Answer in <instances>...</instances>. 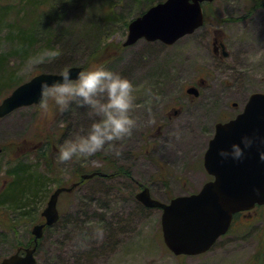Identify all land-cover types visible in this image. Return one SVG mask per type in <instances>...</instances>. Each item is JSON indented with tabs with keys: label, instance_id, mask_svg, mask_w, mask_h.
Listing matches in <instances>:
<instances>
[{
	"label": "rangeland",
	"instance_id": "1",
	"mask_svg": "<svg viewBox=\"0 0 264 264\" xmlns=\"http://www.w3.org/2000/svg\"><path fill=\"white\" fill-rule=\"evenodd\" d=\"M161 1L0 0V53L13 52L9 26L23 34L34 31L36 43L28 55L8 58L3 78L8 70L24 82L41 72L99 64L137 86L132 135L72 161H58L57 152L65 139L86 131L97 118L86 106L74 103L68 111L45 115L38 104L0 118V195L11 180L9 172L24 164L49 176L26 208L32 220L0 209V261L32 238L33 226L44 222L41 212L52 192L76 184L59 195L60 219L44 233L36 264H264V206L236 217L229 232L204 254L176 256L163 243L161 211L135 199L141 187L163 203L197 192L211 180L202 157L214 125L233 118L252 93H264V0L260 6L212 0L203 4L204 27L174 44L139 40L122 46L128 22ZM213 38L224 44L226 57L214 54ZM39 55L44 60L27 68L29 58ZM200 77L204 99L191 102V116L183 115L188 111L184 90ZM13 87L0 83V101ZM174 106H181L182 115L174 117L171 110L167 116ZM112 166L126 173L114 175ZM97 171L115 177L75 183L79 175ZM97 226L104 229L102 238Z\"/></svg>",
	"mask_w": 264,
	"mask_h": 264
},
{
	"label": "water",
	"instance_id": "2",
	"mask_svg": "<svg viewBox=\"0 0 264 264\" xmlns=\"http://www.w3.org/2000/svg\"><path fill=\"white\" fill-rule=\"evenodd\" d=\"M212 0H163L132 19L127 26L123 46H130L143 39L172 45L184 35L194 32L204 23L202 3ZM222 48L224 46L222 45ZM227 56V53H224ZM76 77L81 66L68 68ZM59 73H39L16 86L0 102V118L11 112L38 105L43 98L41 80L52 82ZM195 93L194 89L188 90ZM259 131L264 134V93H252L242 112L226 123H217L215 132L204 154L203 166L212 180L206 182L194 194L177 196L163 203L151 197L147 188L136 193L135 199L145 208L161 211L160 225L163 243L174 255H199L208 251L215 241L224 235L234 214L264 205V159L256 147L245 150L242 159L222 157L221 149H228L240 137ZM1 152V149H0ZM102 173L93 172L81 176L89 179ZM71 187H58L50 195L41 212L44 222L31 230L33 245L24 253L11 254L0 264H35L38 240L43 229L54 225L59 218L57 209L60 194L70 192Z\"/></svg>",
	"mask_w": 264,
	"mask_h": 264
},
{
	"label": "clouds",
	"instance_id": "3",
	"mask_svg": "<svg viewBox=\"0 0 264 264\" xmlns=\"http://www.w3.org/2000/svg\"><path fill=\"white\" fill-rule=\"evenodd\" d=\"M43 60V55L30 57L27 68ZM39 86L43 93L39 108L43 114L63 113L75 103L86 106L89 114L97 117L86 131L77 132L60 144L58 161L91 156L106 146H112L113 142L131 136L136 127L137 121L131 110L136 106L137 86L127 76L104 65L90 64L76 77L68 68H64L59 73V79L52 82L41 80ZM252 146L264 159V134L259 131L243 134L240 142H233L230 148L221 149L219 154L239 160L244 157L245 150ZM95 231L99 238L103 237V227L97 226Z\"/></svg>",
	"mask_w": 264,
	"mask_h": 264
},
{
	"label": "trees",
	"instance_id": "4",
	"mask_svg": "<svg viewBox=\"0 0 264 264\" xmlns=\"http://www.w3.org/2000/svg\"><path fill=\"white\" fill-rule=\"evenodd\" d=\"M153 1L155 0H152V2ZM248 1L250 3L256 4L257 6H260L259 4L260 0H248ZM146 9H143L142 11H140L138 15H141ZM9 27H10V31L7 34V38L13 42L14 48H13V52H9V53H12L9 56H7L4 53H0V74L2 70L7 67L8 62H9L8 58H11L12 56L17 57V55L19 56L28 55L29 53H31L30 48L36 45L34 31L30 33L26 32L23 34V32L19 30V28L15 26H9ZM49 41H51V37L45 39V43H49ZM60 41H64V40L62 39ZM2 82H5L9 86L11 85V86L16 87L23 81H21L20 78L16 76V73L14 71L8 70L4 78L0 76V83ZM48 150L44 151L46 152V155L48 154L47 153ZM76 170L79 171V168H76ZM112 170H114L113 172L114 175L126 173V172H123V168H119L117 166H112ZM9 173L10 174L12 173L10 175L11 180L8 182L7 187L1 192L0 209H5L10 214V216L14 215V217L16 218L30 219L31 212L26 210V208L28 207L30 200L35 198L38 192L42 190V187H44L47 184L49 180L48 178L49 176L48 174L44 175V174L34 173L31 169V166L27 164L19 166L15 170ZM104 174L105 176L103 177L108 178V179L111 177H115V176H111L110 174H106V172ZM74 175H78V173H75ZM75 183H77V186L83 183L81 179V175L77 177V181ZM32 219L33 218H31V220ZM58 222L59 220L53 226L45 227L43 230V235L46 231L56 226ZM43 235L38 240L37 250L39 249V243L41 242ZM25 244L32 245L33 237L27 240Z\"/></svg>",
	"mask_w": 264,
	"mask_h": 264
},
{
	"label": "flooded vegetation",
	"instance_id": "5",
	"mask_svg": "<svg viewBox=\"0 0 264 264\" xmlns=\"http://www.w3.org/2000/svg\"><path fill=\"white\" fill-rule=\"evenodd\" d=\"M201 27H204V26H201ZM200 27V28H201ZM199 29V28H198ZM197 30V29H196ZM195 30V31H196ZM194 31V32H195ZM193 32V33H194ZM192 34V33H191ZM222 45H224L221 41H218L216 38H213V52H214V54L216 55V56H222V57H224V53L226 52V50H225V46H224V48H222ZM191 88H193L194 89V91H195V93H189L188 92V90L189 89H191ZM185 94L186 95H188L187 96V98H188V111L186 112V113H183V115H186V116H191L192 114H191V112H193L192 111V109L194 108L193 106H190L191 105V102H193L195 99H197V98H203L204 99V77H200L198 80H197V82L195 83V84H191L190 86H188L185 90ZM231 106H233V107H235L236 106V103H231ZM171 110H173V116L174 117H177V116H179L180 114H181V111H182V109H181V106H174V107H172L169 111H168V114H167V116H169L170 117V112H171ZM242 112V109H241V111H239L233 118H235L239 113H241ZM182 115V114H181ZM233 118H231V119H233ZM231 119H228V120H226V121H221V122H218V123H226V122H228V121H230ZM206 121V119L204 118V122ZM217 124V123H216ZM216 124L214 125V131H215V126H216ZM208 143H209V140H208V142H207V146H206V149H205V151H204V153H203V157H202V167H203V158H204V154H205V152H206V150H207V147H208ZM203 170H204V172L206 173V171H205V168L203 167ZM264 206V205H263ZM256 208H258L257 206L256 207H254V209H256ZM254 209H252V210H254ZM252 210L251 211H243V212H240V213H237L236 215H234L233 216V218H232V221H231V224H230V227H229V230L231 229V227H232V224L234 223V220H235V218L236 217H239V218H244V217H247L249 214H250V212H252ZM250 216V215H249ZM44 230V229H43ZM229 230H228V232H229ZM227 232V233H228ZM226 233V234H227ZM225 234V235H226ZM224 236V235H223ZM216 243V242H215ZM33 245V244H32ZM32 245H30V244H21L20 246H18L16 249H15V253H19L20 255H22L23 253H24V249H26V248H28V247H32Z\"/></svg>",
	"mask_w": 264,
	"mask_h": 264
}]
</instances>
